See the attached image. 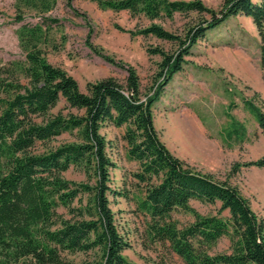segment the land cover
<instances>
[{"label":"trees","instance_id":"trees-1","mask_svg":"<svg viewBox=\"0 0 264 264\" xmlns=\"http://www.w3.org/2000/svg\"><path fill=\"white\" fill-rule=\"evenodd\" d=\"M72 1L65 3L87 24L88 48L126 75L123 80L107 76L87 82L81 90L74 77L47 58L59 48L50 31L60 20L48 15L58 0H15L16 21L23 20L24 12L41 21L18 28L22 59L0 58V264H75L62 256L64 252L91 253L83 264H133L122 254L130 243L117 228L110 197L134 199L147 219L150 242L165 247L184 264H264V218L235 186L196 171L173 155L160 140L153 116L164 87L183 69L192 47L230 17L251 18L264 73V0H222L216 9L201 0H91L102 10L127 11L150 21L127 30L131 36L151 35L174 46L170 51L147 48L160 57L147 92L133 66L90 42L87 16ZM175 15L188 18L181 33L153 22L173 20ZM61 101L62 107L54 112ZM243 107L264 132V102L244 99ZM106 124L124 127L126 156L138 166L124 174L118 188L110 184L116 164L100 132ZM63 133L74 134L75 140L35 150L38 142ZM227 135L242 139L243 124L233 119ZM73 166L84 172L85 181L63 176ZM240 166L264 167V155L233 169ZM128 177L133 188L127 189ZM191 200L218 202L219 208L214 214H202L189 205ZM60 207L67 217L58 211ZM179 210L192 219L179 225L171 218ZM222 238L228 240L227 250L213 251ZM154 264L167 262L159 258Z\"/></svg>","mask_w":264,"mask_h":264},{"label":"rangeland","instance_id":"rangeland-1","mask_svg":"<svg viewBox=\"0 0 264 264\" xmlns=\"http://www.w3.org/2000/svg\"><path fill=\"white\" fill-rule=\"evenodd\" d=\"M206 6L218 8L222 0H201ZM74 7L84 12L92 28L90 42L102 51L133 66L140 79L143 92H147L157 72L160 57L147 52L150 46L166 51L173 45L154 36H131L127 30L145 26L149 20L132 16L127 11L102 10L91 0H73ZM15 0H0V58L3 61L22 59L17 30L23 23L40 22L38 15L24 12L23 20L16 21ZM58 18L52 25L50 36L59 48L47 54L48 60L75 78L79 88L85 90L87 82L107 76L123 80L124 70L112 66L94 54L86 45L88 31L84 19L74 15L65 0H58L48 13ZM188 18L175 15L173 20L155 19L165 29L181 33ZM119 26L121 29H119ZM183 69L175 73L164 87L153 107L154 126L160 140L168 150L191 168L208 174L219 181L235 186L259 216L264 218V167L238 166L264 155V132L252 115L243 107L244 99L256 104L264 102V73L259 62V37L251 18L237 15L208 30L192 47ZM62 101L53 110L61 108ZM65 112V111H64ZM243 124L244 137H229L227 130L232 120ZM124 127L103 125L101 134L107 140V152L116 167L110 171L111 186H122L123 176L137 169V163L126 156V143L122 139ZM75 140L74 134L63 133L45 143L38 142L36 151L55 147ZM63 176L73 181H85L84 172L70 167ZM127 189L133 188L127 179ZM132 186V187H131ZM135 192V191H133ZM189 205L202 214H214L219 203L205 204L191 200ZM110 207L120 233L130 247L122 254L133 264H154L164 258L167 264H184L165 247L151 243L145 233V216L137 210L130 197H110ZM66 217V210L58 209ZM223 215L226 212H222ZM179 225L189 222L191 215L183 211L172 213ZM228 240L222 238L213 251H225ZM75 264H83L91 253H62Z\"/></svg>","mask_w":264,"mask_h":264}]
</instances>
